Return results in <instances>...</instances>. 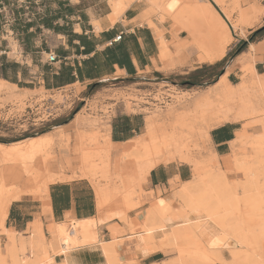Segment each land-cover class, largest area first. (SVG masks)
I'll return each mask as SVG.
<instances>
[{"label": "crops", "instance_id": "crops-1", "mask_svg": "<svg viewBox=\"0 0 264 264\" xmlns=\"http://www.w3.org/2000/svg\"><path fill=\"white\" fill-rule=\"evenodd\" d=\"M146 8L143 0L136 1L113 18L107 0H0V81L5 83L4 89L26 94L33 89L49 91L76 83L86 86L110 80L160 83L174 77L184 79L203 66L219 63L243 38L237 39L230 29L232 41L226 50L206 55L171 18H161ZM258 18L245 27L247 34L259 28ZM119 34L121 38L113 41ZM157 34H161L171 50L165 59L160 57ZM252 44L256 48L254 66L263 74L264 35ZM50 52L57 56V62L46 61ZM219 70L217 78L225 75L230 83L238 82L232 81L237 80L240 70L234 58H229ZM238 124L215 123L209 130L213 150L219 156L229 152V143L240 129ZM141 133L140 125L129 115L117 117L110 125V139L115 144ZM190 175L186 163H162L149 171L145 187L154 194L159 190L157 196L167 198ZM95 193L87 179L74 178L49 183L42 198L25 195L12 201L3 221L5 233L0 228V264H108L101 241L117 243L119 262L115 264H154L167 260L163 259V249L142 254L134 247L143 232L133 234L130 229L134 219L140 226L148 204L127 211V220L123 221L111 216L117 206H99ZM70 220L87 225V236L94 232L97 240L85 242L78 235L65 255L58 252L60 238L56 225L69 227ZM10 235L15 236L13 241ZM139 243L143 245L142 241ZM21 259L25 263H20Z\"/></svg>", "mask_w": 264, "mask_h": 264}, {"label": "bare ground", "instance_id": "bare-ground-1", "mask_svg": "<svg viewBox=\"0 0 264 264\" xmlns=\"http://www.w3.org/2000/svg\"><path fill=\"white\" fill-rule=\"evenodd\" d=\"M136 1L141 0H107L111 17L116 18ZM143 1L149 13H157L161 18L167 16L181 29L186 30L191 43L206 55L210 51L219 52L221 40L226 33L223 30L224 25H227L226 21H230L233 27L237 26L239 0ZM214 5L218 7V11ZM161 37L160 34L159 53L160 57L165 59L170 56L171 50ZM248 49L253 52L256 50L252 43L249 44ZM237 64L242 71L241 79L237 83H230L225 75H221L191 103V111L198 114L203 121H207L209 127L210 124L238 122L258 113L264 114V73L258 74L252 61L243 62L238 58ZM4 85L5 83L0 81V87ZM183 115L186 114L180 113L177 118ZM259 122L262 130L256 136H250L247 126L243 124L230 142L233 153L235 149H243L246 144L254 150L253 160L248 156L233 154L230 160L233 174L226 173L216 165L215 155L218 154L214 153L198 159L193 158L187 148L178 146L171 150L166 139L161 140V134L158 135L160 127L153 125L149 119H145V129L141 134L122 144L113 143L110 133L102 136L100 145L95 143L96 136H93L97 158H108L112 155V146L118 145L120 149L116 156L120 159L133 158L137 172L145 177L154 167L174 158L191 164L192 174L189 180L176 185L169 197L156 196L152 199L141 223L142 236L134 245L137 251H141L142 254L154 249L173 248L176 251L170 259L154 264H209L212 260L221 264H264V169L259 170L255 165L260 152L264 151L262 150L264 149V118ZM55 129L54 132H44L10 143L0 142V161L22 163L25 158L32 161L37 155L49 151L55 142L59 144L65 142L62 156L55 155L49 162L45 161L42 164V171L47 175L44 185L62 180L65 170H71L73 175L80 174L86 177L94 166L87 137L81 135L77 145L68 144L67 132L61 127ZM189 133V137L195 135L196 138L201 134H208L206 129L200 132L189 130ZM184 137L183 134L178 138ZM126 143L130 145L124 146ZM30 163L27 168L24 167L22 174L16 172L11 176V179L22 185L18 187L14 185L15 187H10L6 191L3 186L10 177L5 171H0V187H3L4 191L0 192V228L4 233L3 221L10 203L30 195L32 188L40 179H37L40 176L38 170L35 168L36 170L32 171L34 163ZM96 197L99 201L98 205L101 206L102 193L98 191ZM244 206L248 207L249 214L253 216L252 220L241 216ZM111 216L124 221V216L119 215L115 210ZM80 223L70 220L69 227L56 225L60 238L58 252L66 255L73 245L72 239L78 235H82L84 238H81L85 242L97 240L94 232H89L87 236L88 226ZM14 237L9 236L12 241ZM139 241H142L143 245ZM100 243L102 251L107 255V263L119 262L116 253L117 243L114 241ZM22 250L21 245L19 252ZM223 251L229 253L228 259L223 257ZM21 261L25 263V260L21 259L20 263Z\"/></svg>", "mask_w": 264, "mask_h": 264}, {"label": "rangeland", "instance_id": "rangeland-1", "mask_svg": "<svg viewBox=\"0 0 264 264\" xmlns=\"http://www.w3.org/2000/svg\"><path fill=\"white\" fill-rule=\"evenodd\" d=\"M215 8L217 11L219 10L218 7L215 6ZM237 14L238 21L236 27L230 25V21H226L227 25H224L223 30L226 33H224L223 38L221 37L219 51L224 52L228 44L231 43L232 31L237 34V39L238 36L243 37L233 49L236 52L232 58L235 59L236 63L237 59L240 58L243 62L252 61L254 64L255 52L249 51L248 47L250 43L255 42L260 36L264 35V32L262 35H258L250 41L251 34H247L245 27L252 25L258 16L259 18L256 23L260 25L259 28L264 26V0H239ZM223 24L225 23L223 22ZM242 42H246L244 47L242 46ZM241 75L242 71L240 69L237 80L233 79L232 81H239ZM183 82L184 79L175 77L171 81L160 83L154 81L145 82L139 79L110 80L91 87L90 85L92 84L83 86L76 83L73 86L49 91L33 89L31 92L27 91L26 94L9 93L4 89V85L0 87V137L18 141L36 134L54 132L56 127H61L62 130L67 132L69 136L68 144L77 145L81 135L87 137L86 141L93 154L92 159L95 167L93 166L90 170L91 173L89 172L86 177H82L80 174L73 175L71 170H65L62 180L74 178L87 179L94 191H96V196L98 191L102 193L103 199L101 206H117L115 211L119 215H123L124 221H126L127 211L137 209L145 204L149 206L152 197L160 194V191L157 190L154 194L150 188L145 187L146 177L139 175L133 158L126 157L129 159L126 161V158L120 159L116 156L119 154L120 146L113 145L112 155L108 158H97L95 156L94 147H96V144L100 145L103 140L102 136L110 133V125L117 117L120 118L129 115V117H132L134 123L140 125V132H143L145 129V119H149L153 125L160 127L158 135L161 134V140L166 139L171 150H174L178 146L187 148L190 155L198 159L207 155L211 156L214 153L217 154L213 150L209 138V130L214 125L210 124V127L207 126V121H203L198 114L192 112L190 109L194 98L214 82L209 85L191 87L183 84ZM5 93H7V96ZM180 113H185L186 115L177 118ZM262 118H264V114L258 113L255 116L238 121V127L241 128L245 124L248 134L254 137L262 130L261 123L259 122ZM204 129H206L208 134H201L197 138L195 135L189 137V130L190 132H200ZM183 134L185 137L180 138V140L178 137ZM93 136H96V144L93 142ZM60 144L55 142L49 151L37 155L32 161L27 158L22 163L19 161H7L5 163L0 161V171H5L8 177H10L4 183V191L10 189V187L13 188L22 185V183L19 184L14 179H11V176L16 172L22 174L24 167L27 168L31 164L30 162H32L34 163V169L32 171L37 169L38 175L40 174L37 179H40L32 188L30 196L42 198L43 194L47 191L49 183H51L49 182L48 185H44V181L47 180V175L42 171V164L45 161L49 162L50 158L55 155L59 156L61 154L62 156L65 142ZM126 144L124 146L130 145V143ZM232 150L230 143L227 154L221 156L215 155L216 165H219L228 174H233L230 160L234 153L239 154V156H248L250 160H253L252 157L254 156V150L251 149L249 144H246L243 149H235L234 153ZM260 153L255 165L257 169L263 170L264 159L262 157L264 158V151ZM169 162L177 164L186 163L177 158ZM186 164L189 165L192 174L191 164ZM3 187H0V192H4ZM6 187L7 189H5ZM241 212V216L245 219H253V216L249 214L247 206H244ZM143 216L140 220V226L139 222L134 219V223L130 229L131 233L135 234L143 230L141 226ZM162 251L164 253L163 259L173 257L176 253L174 249H163ZM229 256L227 251H223L224 258L228 259ZM209 264L221 263L212 260Z\"/></svg>", "mask_w": 264, "mask_h": 264}, {"label": "trees", "instance_id": "trees-1", "mask_svg": "<svg viewBox=\"0 0 264 264\" xmlns=\"http://www.w3.org/2000/svg\"><path fill=\"white\" fill-rule=\"evenodd\" d=\"M264 32V26L258 28L250 35V41L253 40L254 37L258 35H262ZM244 43V42H242ZM236 50H232L226 54V56L217 64L213 66H203L200 70L189 74L184 78L183 84H186L187 86H199V85H209L213 83L217 77L221 74V70H219V67H221L229 58H232ZM201 77V78H200ZM205 78L206 80H203ZM99 83H94L93 85H96ZM17 140H7L0 137V142L2 143H10Z\"/></svg>", "mask_w": 264, "mask_h": 264}, {"label": "built area", "instance_id": "built-area-1", "mask_svg": "<svg viewBox=\"0 0 264 264\" xmlns=\"http://www.w3.org/2000/svg\"><path fill=\"white\" fill-rule=\"evenodd\" d=\"M120 38H121V34L117 35V36L113 39V41H118ZM46 61H47L48 63H53V62H57L58 59H57V56H56L55 54H53V53L50 52V53H48L47 56H46Z\"/></svg>", "mask_w": 264, "mask_h": 264}, {"label": "water", "instance_id": "water-1", "mask_svg": "<svg viewBox=\"0 0 264 264\" xmlns=\"http://www.w3.org/2000/svg\"><path fill=\"white\" fill-rule=\"evenodd\" d=\"M246 45V42H244L243 44H242V46L244 47Z\"/></svg>", "mask_w": 264, "mask_h": 264}]
</instances>
